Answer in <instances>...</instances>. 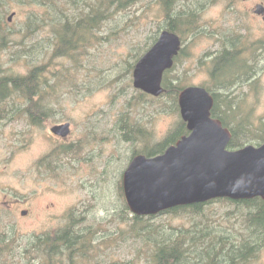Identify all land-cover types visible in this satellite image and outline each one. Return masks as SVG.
Wrapping results in <instances>:
<instances>
[{
	"label": "rangeland",
	"instance_id": "374dc122",
	"mask_svg": "<svg viewBox=\"0 0 264 264\" xmlns=\"http://www.w3.org/2000/svg\"><path fill=\"white\" fill-rule=\"evenodd\" d=\"M2 2L7 12L0 15V77L25 76L43 66L44 84L38 124L31 123L24 110L29 99L12 93L0 101V235L6 234L3 239L11 244L0 264H39L42 254L33 249L35 237L70 221L77 230L95 232L92 240L98 248L86 252L80 264H147L141 240L124 234L131 221L120 216L132 213H125L119 186L133 153L164 140L182 120L172 95L154 97L133 86L136 62L166 26L157 1L144 0L115 15L118 19L106 21L101 30L104 37L109 28L114 34L73 57L58 54L56 24L45 21L44 6L27 0ZM179 3L194 9L196 28L178 34L182 50L167 71L171 84H210L211 58L223 41L234 40L254 72L231 97L243 115L251 113L247 130L259 133L257 123L264 120V16L254 10L264 0ZM65 122L70 123L66 137L51 132L52 126ZM246 210L229 201H213L200 214L242 231L240 215ZM152 221L189 227L193 220L166 213ZM258 261L264 263V244Z\"/></svg>",
	"mask_w": 264,
	"mask_h": 264
},
{
	"label": "trees",
	"instance_id": "16d2710c",
	"mask_svg": "<svg viewBox=\"0 0 264 264\" xmlns=\"http://www.w3.org/2000/svg\"><path fill=\"white\" fill-rule=\"evenodd\" d=\"M2 1L8 0H0V15L7 12L2 8L7 6ZM27 1L38 7H45V21L48 19L56 24L53 28L58 54L73 57L74 54L86 49L90 43H99L105 37L112 36L114 31L110 28L107 36L101 35L105 22L117 20L115 15L127 11L144 0H65L66 3H62L61 0ZM156 1L166 21L164 29L177 34L185 30L191 33L195 31L194 9L189 7L187 10L179 3V0ZM36 19L39 18L36 16ZM36 25L39 26V23L37 22ZM221 46V51L210 61V84L204 86L214 97L212 116L218 118L232 133L228 149H237L249 143L259 145L264 142V120L261 119L260 123H257L256 130H260L259 133L247 130L251 113L243 115L240 112V105L235 103L234 97H231L235 87L252 77L253 67L243 61L241 48L234 40L223 41ZM42 67H33L27 75L21 77H0V101L12 93L29 99L24 110L29 113L31 123L35 124H38L43 116L41 113L39 115L38 107L39 103L43 104L39 102L42 96L41 85L44 84L40 78ZM167 74L166 71L163 76V86L166 90L162 95H172V102L177 110L176 100L182 88L172 85ZM239 116L241 120L237 121L235 126H231V121ZM138 130L144 136V133ZM187 133L186 125L181 120L164 140L134 152L133 156L139 153L149 156L160 154ZM124 137L128 138V130ZM119 189L123 196L121 185ZM213 201H229L243 205L247 209L246 214L240 215L242 231L235 229L234 226L225 227L222 224H216L205 214H200L203 206ZM124 210L125 213L129 212L126 204H124ZM166 213L172 217L189 216L193 221L189 227L184 224L166 225L152 221ZM69 216L71 220H74L73 214ZM120 219L131 221L124 234L128 233L141 240L143 246L141 252H144L147 264H261L258 259L264 244V200L258 197L247 200L218 198L204 203L177 206L157 215L121 214ZM71 224L73 225V221L62 229L52 233L45 232L35 237L33 249L42 254L39 264H80V259L86 252L98 248L93 244L92 238L95 232L92 229H84L83 232ZM5 235H0V256L11 249V244L3 239Z\"/></svg>",
	"mask_w": 264,
	"mask_h": 264
},
{
	"label": "water",
	"instance_id": "95a60500",
	"mask_svg": "<svg viewBox=\"0 0 264 264\" xmlns=\"http://www.w3.org/2000/svg\"><path fill=\"white\" fill-rule=\"evenodd\" d=\"M254 12L264 16V5L257 4ZM14 15L10 13L8 21ZM181 48L177 33L162 30L136 62L133 86L154 97L162 95L164 73L173 67ZM177 100L188 133L160 154L139 153L130 159L121 179L129 211L149 216L218 198L264 200V142L228 149L232 133L212 116L214 97L204 86L183 87ZM50 130L66 137L70 123Z\"/></svg>",
	"mask_w": 264,
	"mask_h": 264
},
{
	"label": "bare ground",
	"instance_id": "6f19581e",
	"mask_svg": "<svg viewBox=\"0 0 264 264\" xmlns=\"http://www.w3.org/2000/svg\"><path fill=\"white\" fill-rule=\"evenodd\" d=\"M209 3H210V2H209ZM209 3H208V4H209ZM206 5H207V4H206ZM211 53H213V52H211ZM132 81H133V80H132Z\"/></svg>",
	"mask_w": 264,
	"mask_h": 264
},
{
	"label": "flooded vegetation",
	"instance_id": "af4514ba",
	"mask_svg": "<svg viewBox=\"0 0 264 264\" xmlns=\"http://www.w3.org/2000/svg\"><path fill=\"white\" fill-rule=\"evenodd\" d=\"M174 63H175V61H174ZM51 129V128H50Z\"/></svg>",
	"mask_w": 264,
	"mask_h": 264
}]
</instances>
